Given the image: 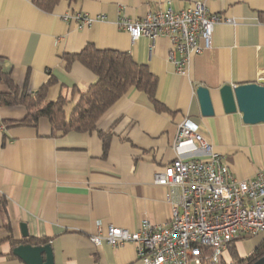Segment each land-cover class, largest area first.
<instances>
[{
  "label": "crops",
  "instance_id": "0c3cea01",
  "mask_svg": "<svg viewBox=\"0 0 264 264\" xmlns=\"http://www.w3.org/2000/svg\"><path fill=\"white\" fill-rule=\"evenodd\" d=\"M194 1L234 23L213 26L211 46L190 57L185 74L168 59L167 37L132 41L117 24L122 17L136 20ZM78 12L95 19L79 27L62 18ZM87 43L127 52L145 65L157 80L155 97L164 109L155 110L144 92L130 87L97 122V130L109 134L104 154L97 131L53 133L45 118L35 126L14 124L25 116L24 107L0 106V196L6 200L0 226L9 221L15 240L23 238L22 223L27 236L46 238L53 264H142L135 244L94 245L90 238L109 226L136 231L143 217L155 224L168 221L180 189L170 192L153 181L177 155L173 143L181 120L198 124L234 179L264 170V123L246 124L239 112L226 113L218 95L224 84L252 83L264 74V0H61L51 12L31 0H0V68L27 93L52 78L46 101L65 96L66 114L96 76L78 61L66 69L62 56ZM198 86L210 91L211 116L201 114ZM7 90L0 82V93ZM181 156L204 153L195 142ZM7 235L0 230V240ZM10 250L8 242L0 243V264H25L9 257Z\"/></svg>",
  "mask_w": 264,
  "mask_h": 264
},
{
  "label": "built area",
  "instance_id": "2783aa9c",
  "mask_svg": "<svg viewBox=\"0 0 264 264\" xmlns=\"http://www.w3.org/2000/svg\"><path fill=\"white\" fill-rule=\"evenodd\" d=\"M62 18L74 19L79 27L95 19L81 12ZM221 22L234 23L209 12L203 1H194L180 10H152L136 20L122 17L117 24L132 41L167 37L168 59L177 73L185 74L190 57L211 46L213 26ZM195 142L204 156L183 158L182 149ZM173 148L176 157L155 173L153 181L170 192L180 189L168 221L155 224L143 217L136 231L109 226L105 233L91 236L94 245L133 243L142 264H218L233 242L264 232V170L250 179H234L221 154L212 150L189 118L178 123Z\"/></svg>",
  "mask_w": 264,
  "mask_h": 264
},
{
  "label": "trees",
  "instance_id": "16d2710c",
  "mask_svg": "<svg viewBox=\"0 0 264 264\" xmlns=\"http://www.w3.org/2000/svg\"><path fill=\"white\" fill-rule=\"evenodd\" d=\"M61 0H31L39 9L51 12ZM75 1V0H69ZM65 68L69 69L71 63L78 61L89 69L96 79L88 88L79 92L69 114L65 106L68 99L59 95L53 101H46V92L54 81L48 79L34 92L21 91L12 81L7 72L0 68V82L7 86L6 92L0 93V106L21 105L25 109V116L20 121L13 122L18 125L35 126L40 118L49 121L53 133L66 134L70 131L93 132L97 131L102 139L104 154L108 148L109 134L97 130V122L101 116L130 88L144 92L155 110L164 109L155 97L157 80L155 76L143 65L136 63L129 53L111 49H98L87 43L78 53L63 54ZM0 216L6 217V200L0 196ZM4 229L7 236L0 243L8 242L11 250L9 257L18 258L12 253L14 247L20 244L44 245L46 238L23 237L13 239L9 221H6L0 230ZM230 261L221 259L218 264H252L264 255V238L257 243L246 255H240L233 242L227 250Z\"/></svg>",
  "mask_w": 264,
  "mask_h": 264
},
{
  "label": "water",
  "instance_id": "95a60500",
  "mask_svg": "<svg viewBox=\"0 0 264 264\" xmlns=\"http://www.w3.org/2000/svg\"><path fill=\"white\" fill-rule=\"evenodd\" d=\"M219 99L226 113L239 112L246 124L264 123V74H259L256 81L232 86L224 84L218 89ZM200 111L203 116L214 113L211 94L208 88H196ZM21 235L27 237L25 224H21ZM12 253L25 264H53V255L49 243L44 245L20 244ZM252 264H264V255Z\"/></svg>",
  "mask_w": 264,
  "mask_h": 264
},
{
  "label": "rangeland",
  "instance_id": "374dc122",
  "mask_svg": "<svg viewBox=\"0 0 264 264\" xmlns=\"http://www.w3.org/2000/svg\"><path fill=\"white\" fill-rule=\"evenodd\" d=\"M67 111H68V108H67ZM263 236H264V233H261L256 236L246 237V238L239 240L237 244L239 254L243 255L244 253H246L250 249L251 245L253 246L259 243L261 239L263 238ZM223 259L226 262L230 261V255L226 253Z\"/></svg>",
  "mask_w": 264,
  "mask_h": 264
}]
</instances>
